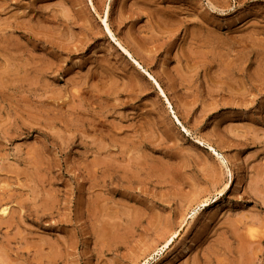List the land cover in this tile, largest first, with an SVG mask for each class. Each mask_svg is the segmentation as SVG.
I'll return each instance as SVG.
<instances>
[{
    "label": "rangeland",
    "instance_id": "rangeland-1",
    "mask_svg": "<svg viewBox=\"0 0 264 264\" xmlns=\"http://www.w3.org/2000/svg\"><path fill=\"white\" fill-rule=\"evenodd\" d=\"M0 264H264V0H0Z\"/></svg>",
    "mask_w": 264,
    "mask_h": 264
},
{
    "label": "bare ground",
    "instance_id": "bare-ground-1",
    "mask_svg": "<svg viewBox=\"0 0 264 264\" xmlns=\"http://www.w3.org/2000/svg\"><path fill=\"white\" fill-rule=\"evenodd\" d=\"M161 88V87H160ZM161 91L163 92V89L161 88ZM210 148H213L212 146H210ZM5 209V208H4ZM4 211V210H3ZM256 231V230H255ZM253 234V233H252ZM256 236V235H255ZM161 250V249H160Z\"/></svg>",
    "mask_w": 264,
    "mask_h": 264
}]
</instances>
